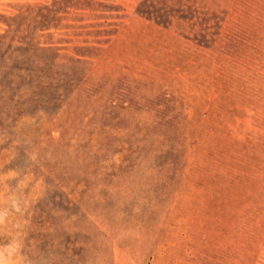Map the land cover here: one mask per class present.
<instances>
[{
    "label": "rangeland",
    "instance_id": "374dc122",
    "mask_svg": "<svg viewBox=\"0 0 264 264\" xmlns=\"http://www.w3.org/2000/svg\"><path fill=\"white\" fill-rule=\"evenodd\" d=\"M0 264H264V0H0Z\"/></svg>",
    "mask_w": 264,
    "mask_h": 264
}]
</instances>
